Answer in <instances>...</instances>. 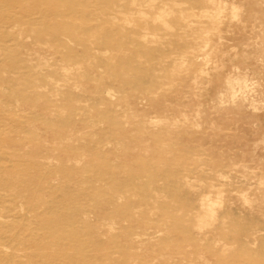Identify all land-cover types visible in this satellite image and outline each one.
I'll list each match as a JSON object with an SVG mask.
<instances>
[{"label": "rangeland", "instance_id": "obj_1", "mask_svg": "<svg viewBox=\"0 0 264 264\" xmlns=\"http://www.w3.org/2000/svg\"><path fill=\"white\" fill-rule=\"evenodd\" d=\"M101 1L103 0H51V2L48 0H0V14L7 17L5 21L0 18V139H3V137L4 139L12 138L18 142L11 148L1 144L0 156L3 163H8L7 160H10V156H18V158H26L30 161L27 152L32 151L31 146H28L31 139L37 138L40 141L44 139L47 141L46 146L52 140L51 132H48L52 130L45 129L46 123L43 121L42 116H36L32 121L28 120L24 106L16 99L17 96L13 95L14 93L12 94V90L18 89L23 84L16 69L18 57L25 60V62L34 61L36 63H43L45 59L49 62V65L44 66L43 69L50 74V78H47L50 82H57L59 86L65 85L71 89L75 87L77 90L86 91L90 87L86 70L84 68L79 69L78 64L76 65L77 68L74 69L73 65L63 63L62 56L66 55L63 48H56L58 51L52 58L46 53L52 32L66 30V27L71 26V28L74 27L81 33L83 28H87L84 30L85 34L92 32L91 34L100 35L99 38H104L107 35L112 38L125 37L123 41L116 42L112 52H107V55L110 53L109 55L113 56L111 63L115 66L119 63L120 56L133 51L138 44L140 38L137 35L128 37V34L134 27H138L139 16L136 14L131 15L128 23L121 21V14L119 13H116V16L110 19L111 23L94 19L91 12L93 8L103 5ZM167 1L170 0H154L153 12L161 4L170 5ZM174 1L179 3L178 8L180 11L177 15L185 19L187 28H191L186 31L179 30L181 34H179L181 37L179 42L187 43L181 52V54L187 56L186 61L178 63L172 61L175 58V53H171L173 50L169 47L167 40L174 37L169 33H165L168 27H165L162 22H157L158 31L157 29H155L156 31L150 29L147 37L151 39L155 36V40L148 44L165 50L162 60L165 62L164 65L167 64L164 70L171 71H169L171 77L162 80L160 87L162 89H158L157 92H165V94H173V96L179 95V98L165 100V107L162 106V109L156 110L155 108H158L156 107L157 103H152L148 99L136 98V95L131 93L136 82L133 79H127L131 82L129 83L131 87L116 92L113 101H110L114 105L116 104L115 108L119 111L118 113L108 114L105 110L101 111L103 109L101 103L83 102V104H88L89 107L79 116V120L88 121L90 116H99L103 117V121L99 127L89 126L83 127L78 132L74 131L75 134H78L74 140L77 139L80 143L85 144L87 142L92 143L100 140L103 135L113 132L116 135L117 132L123 129L127 130L130 127L131 134L135 136L132 141H137L136 143L131 141V143L136 144L134 146L137 150L139 149V154L145 160L146 169H143V181L148 184L150 179H154L157 184L156 187L159 188L153 194V198L176 207L175 210L168 213L169 215H176L178 218L184 215L183 208L175 205L177 204L175 196H177V191L181 187L189 188V191H191L192 185L201 186L204 189L201 191V198L210 202L209 207L212 210L210 214L214 217L217 216V220H211L209 223L200 226V228L191 227L194 228L193 230L197 229L199 231H208L211 228L209 238L207 240L197 239L198 243L196 244L200 245L199 247L190 243L175 246L167 245L166 241L164 243L157 241L153 245H147L140 250L143 256H140V258L142 257L140 260L136 259L138 264H149V261L152 262L150 264L155 262V264H158L166 256L169 257L168 260H172L174 263L180 260L179 264H184V261L187 262L188 260L189 262L194 258L196 260L198 253L201 252L203 256L214 259L215 255L207 252V245L218 248L221 243H224L223 240L228 242L227 246L233 248L232 252L227 253L225 256L227 261L235 259L239 262V260L254 259L255 264H262L256 259L264 258V198L262 197L264 196V0ZM83 3H86V5ZM148 4L151 3L148 2ZM74 5H76L77 12L68 11L67 15L60 16L62 12H66ZM152 16L153 13H150L148 18H152ZM169 16L168 23L170 24L172 21L171 16ZM120 25L124 27H120ZM153 31L159 32L158 34L163 36L159 37L160 35L157 34V37ZM151 33H154V36ZM70 34L73 36L72 33ZM166 35H169L170 38H167ZM161 43L166 44L163 46ZM191 46H194V48L191 49ZM198 46H201L202 49ZM72 52L75 54L71 56L76 60H81L82 56L85 55L83 52L73 49ZM193 56L195 58L190 61L188 57ZM136 57L139 61L143 60L140 55ZM101 64L102 67H99L98 70L99 74H108L111 67L109 69L104 63ZM58 66H60L59 69H57ZM77 69L79 71L76 72ZM132 71V68L125 71L127 73L125 76L130 75ZM246 75L248 77H246L247 81L245 80L246 86H243L244 89H239L238 78L243 79ZM123 79L126 80V78ZM228 79H233L231 84L237 94L236 100L232 99L229 92ZM173 85H176V87ZM40 88L42 89L41 92H49L43 86ZM121 97L125 98V102L119 99ZM37 103L40 105L39 102ZM127 107L130 109H127ZM138 114L143 117L146 123L145 126L129 125L128 121H131L132 117ZM158 119L164 121H160L159 124ZM30 123L34 126H29ZM140 138L149 139V143L152 142L151 144L159 139L156 146L162 148L163 151L151 154L149 147H147L149 143L141 142ZM101 141H103L102 146L98 148V151L89 152V149L87 150L86 159L99 153L110 162L113 171L118 172L125 168L138 171V159H130L127 163L125 161L122 163L123 159L119 157L120 153L116 149L123 148L127 150L126 146L132 148L130 144L119 139H106L104 136ZM24 144L27 145L23 146ZM184 146L188 147L189 156L180 160V162L172 158L176 154L175 150L182 151ZM43 148L45 147L40 145L35 149L40 153ZM146 148L147 152L144 150ZM114 149L116 150L112 152ZM49 152L53 153L54 156L56 155L53 150ZM165 159H169L168 163H164L165 167L156 165L157 162L165 161ZM39 161L44 165H51V167H57L58 164L54 158L39 159ZM67 166L78 172L72 177L74 180L78 178L80 181H84L82 184L73 181V189L81 188V185L91 184L90 181H87L90 178V170L87 165H73L71 163ZM180 167L193 170L195 168L198 173L194 174L191 171L187 173V169L183 168L182 171L186 175H182L181 170H179ZM23 169L24 166L21 171ZM218 170L223 172V176L211 179L219 180L216 187L220 191H216L207 182L210 179L209 177L213 176ZM117 176L119 175L110 177H114L116 181L120 178V176L119 178ZM167 177L172 178L168 184H166ZM52 179L51 177L50 180ZM106 179L108 180L109 177ZM95 182L96 185L100 186L99 182L101 180ZM248 184L253 185L249 188ZM166 187L174 188V191L167 190ZM233 187L236 192L230 190ZM246 188H249V190H246ZM141 194L145 195L146 192L141 189ZM244 199L248 202L244 203ZM76 200L77 202L69 204L70 208H74L76 205L85 206L88 218L95 220L96 215L89 208L94 202L93 199L78 197ZM199 200L197 203L201 202ZM119 201L122 202V198ZM194 202L196 203V201L187 199L186 205L189 206V203ZM230 208L241 212L246 216L245 218L254 219L246 231L241 228L238 222H228L229 217H232ZM68 209L67 205L65 210ZM199 210V214L194 211L193 215L189 213L185 215L188 216L186 217L188 220L191 218L189 223L203 218L202 216L208 212L207 208ZM155 212L157 211L154 210L153 213ZM153 213L150 216L153 218L151 222L154 223H150V228L154 229L160 226L165 227L166 230L167 222L165 223V220L157 215L158 212L155 215ZM209 216V213H207L206 217ZM154 217L161 219V221L157 219L161 223L158 221L155 223L156 219ZM221 219L225 221V226L220 221ZM78 222L80 221L77 220L65 229L74 231L82 224V221ZM216 226H219V230L212 232ZM235 227L241 232H246L244 235L250 237V239H247V243L239 244L236 240L230 239L231 230ZM251 229H253V232ZM18 252L22 255L25 250L21 248ZM185 253H189V255ZM158 254L161 257H158ZM114 256L118 257V254L114 253ZM154 256L157 257L154 258ZM146 258H149L147 259L149 261ZM183 258L186 260H183ZM16 260L21 263H29L24 258ZM186 262L185 264H189ZM191 264L212 263L198 259L197 262H191Z\"/></svg>", "mask_w": 264, "mask_h": 264}, {"label": "bare ground", "instance_id": "obj_2", "mask_svg": "<svg viewBox=\"0 0 264 264\" xmlns=\"http://www.w3.org/2000/svg\"><path fill=\"white\" fill-rule=\"evenodd\" d=\"M48 1L51 2V0ZM101 2H103V5L93 8L91 12L94 15V19L111 23L110 19L116 16V13H119L121 14V21L128 23L131 15L136 14L139 16L140 23L138 22V27H134L128 34V37H135L137 35L140 38L138 39V44L133 51L126 52L120 56L118 59L119 63L116 66L111 63L113 56H110V53L107 55V52H112L116 46V42L123 41L125 37L112 38L110 35H107L104 38H99L101 37L100 35L91 34L92 32L85 34L84 30L87 28H83L82 33L81 31L78 32L74 27L71 28V26L66 27V30L52 32L50 44L46 50L48 56L52 58L58 51L56 48H63L66 51V55L62 56L63 63L73 65L74 69L77 68L76 65L78 64L79 69L84 68L86 70L90 85L88 90L81 91L75 89V87L71 89L65 85L59 86L57 82H50L47 79L50 78V74L43 69L44 66L49 65V62L45 59L43 63H36L34 61L25 62V60L19 57L16 60L18 76L21 78V83L23 84L18 89L12 90V94L14 93L13 95L17 96L16 99L24 106L23 108L26 110V118L28 120L32 121L36 116H42L43 121L46 123L45 129L52 130L48 131L51 132L52 140L46 146L47 141L44 139L42 141L37 138L31 139L28 146H31L32 151L27 152L30 161L26 160V158L22 159L18 158V156H10V160H7L8 163L5 164L1 161L0 156V264H138L136 259L138 258L140 260L142 258L140 256H143L140 250L144 249L143 247L147 245H153L157 241H162L163 243L166 241L167 245L175 246L190 243L199 247L200 245L196 244L198 243L197 239L207 240L211 233V228L208 231H199L197 229L193 230L194 228L191 226L200 228V226L207 224V222L209 223L211 220H217V216L214 217L210 214L212 211L209 207L210 202L201 198V191L204 190L201 186L196 187L192 185L191 191H189V188L181 187L177 191V196H175L177 204L175 205L183 208L184 215L181 218L168 214L175 210L176 207H172L173 205H167L166 202H161V200L158 201L156 198H153V194L156 193L159 187H156L157 184L154 179H150L148 184H145L143 181V169H146L144 164L145 160L139 154V149L137 150L134 146L136 144H132L137 141H132V138L135 136L131 134L130 127L127 130L123 129L117 132L116 135L113 132L103 136L106 139H119L130 144L132 148L126 146L128 148L127 150L123 148L116 149L120 153L119 157L123 159L121 161L122 163L124 161L127 163L130 159H138V171L132 168H125L118 172L113 171L110 162L101 156V154L99 155V153L93 154L86 159L85 155L88 149L89 152H93V150L98 151V148L102 146L103 141L101 140L103 136L100 137L101 139L99 138L100 140L92 143L87 142L86 144L83 142L80 143L77 139L74 140L75 136L78 135L74 131L78 132L83 127L89 126L93 128L99 127L103 121V117L99 116H90L88 121H84L83 119L79 120V116L89 107L88 104H83V102L91 104L101 103L103 108L101 111L105 110L108 114L118 113L119 111L115 108L116 104L114 105L110 101L114 98L116 92L131 87L129 84L131 82L127 79H133L136 82L135 87H132L131 93L136 95V98L148 99L152 103H157L156 107L158 108H155L156 110L162 109V106L165 107V100L179 98V95L173 96V94L169 95L165 94V92H157L158 89H162L160 88L162 80L166 79V77H171V74H169L170 70H164L167 64L164 65L165 62L162 60L165 50L154 45H149V42L155 40L154 33L156 36L159 33L153 31L154 33L151 34L154 37L151 39L147 37L150 29H157L158 31L159 27L156 25L157 22H162L165 27L167 26L168 28H165V33H169L174 37L170 38L168 37L169 35H166L167 38H170L168 40L163 37L170 45L167 46L172 48L173 51L171 53H175V58L172 61L178 63L184 62L187 59L186 55L181 54L182 49L187 43L183 44L179 42L181 40L179 34L181 30L186 31L191 28H187L185 19L177 15L180 11L177 1H167L170 5L161 4L155 12H153L154 0H103ZM148 2L151 4H148ZM53 9L55 10V8ZM68 11L77 12L76 5L59 15L63 17L68 14ZM150 13H153L152 18H148ZM169 15L172 21L170 24L168 23L170 19L168 18ZM0 18L4 21L7 20L5 15L0 14ZM120 27L124 26L120 25ZM161 36L163 35L159 37ZM192 48L194 46H191ZM72 49L83 52L85 55L82 54L81 60L73 59L71 55L75 53L72 52ZM194 50L196 51V49ZM138 55L142 56L143 60L139 61L136 57ZM192 58L195 57H188L190 61ZM101 63H104L109 69L111 67L108 74H99L98 70L99 67H102ZM131 68L134 72L132 71L130 75L125 76L127 74L125 71ZM77 71L79 70L77 69ZM246 77L247 75L244 77L245 79L238 78L239 89L245 88L243 86L246 84ZM123 78H126V80ZM232 80L228 79L229 92L231 93L232 99L236 100L237 94L231 84ZM42 86L47 88L49 92H41L42 89L40 87ZM173 86L176 87V85ZM119 99L125 102V98L121 97ZM127 109L130 108L127 107ZM131 117L129 118L131 119ZM160 121L163 122L164 120L158 119L159 124L161 123ZM128 123L131 126L135 124L145 126L146 124L143 117L139 116V114L133 116L132 120L128 121ZM30 124L29 126H34L32 123ZM140 141L150 142L149 139L145 140L143 138H140ZM158 141L159 139L153 141L155 142L154 144H151V142L147 145L151 154L163 151L162 148L156 146ZM17 143V140L12 138L4 139L3 137V139H0V147L1 144H4L11 148ZM25 145L27 144L23 146ZM40 145H43L45 148L39 153L35 148ZM140 145L142 144L140 143ZM116 149L112 150V152ZM50 150L55 151L56 155L54 156L53 153L49 152ZM144 150L147 152V148ZM188 150L187 146H184L182 151L176 149V154L172 158L180 162V160L189 156ZM49 158H54L57 161V167H51V165L48 166L47 164L44 165L39 161V159L45 160ZM168 160L165 159V161L157 162L156 165L165 167L164 163H168ZM71 163L73 165L84 164L89 167L90 178L87 181H90L91 184L81 185V188L77 187V189H73V181L77 184H82L84 181H80L78 178L75 180L72 178L78 172L73 171L71 167L67 166L71 165ZM23 166L24 169L21 171ZM183 168L187 169V167ZM183 168L180 167L179 170H181L182 175H186L182 171ZM189 171L194 174L198 173V170L195 168L194 170L189 168L186 172L188 173ZM222 174L223 172L218 170L207 180L208 185L214 187L216 191H220L216 187L219 180L215 181L211 178L217 179L223 176ZM112 175H119L120 178L117 176L119 179L115 181L114 177L116 176L110 177ZM51 177L53 178L52 180H50ZM107 177H109L108 180L106 179ZM167 179L166 184L172 178L167 177ZM96 180H101L99 182L100 186L95 184ZM248 186L249 188L251 187L250 184ZM166 188L167 190L174 191V188ZM249 188H246V190H249ZM141 189L146 192L145 195L141 194ZM233 189L234 187L230 190ZM78 197L93 199L94 202L89 208L95 213V220L88 218L89 216L84 208L85 206L76 205L74 208H70L69 204L77 202L76 198ZM262 197L264 198V196ZM120 198H122V202L119 201ZM187 199L196 201V203H189V206H187ZM198 200L201 202L197 203ZM245 202L248 201L244 199ZM67 205L69 209L65 210ZM206 208L207 213L210 215L209 217H206V213L202 216L203 218L194 219L196 220L195 222L192 221V223H189L191 218L188 220L186 218L188 216L185 215L188 213L193 215L194 211L199 214V209L204 210ZM177 209L179 208L177 207ZM230 209L232 210V217H229L228 222H238L241 228L246 231L254 219L250 217V219L248 217L245 218L246 216L241 214V212L233 208ZM154 210L158 212V214L155 212L157 215H160L165 220V223L167 222L166 230L165 227L163 228L159 225V227L157 226L158 228H150L151 220L153 221L150 215H152L151 213ZM155 219L156 223L159 218L157 217ZM222 219L220 221L225 226V221ZM77 220L82 221V224L74 231L65 229ZM159 220L161 221V219ZM165 223L164 225H166ZM218 230L219 226H216L212 232ZM231 231L230 239L236 240L239 244H245L248 242L247 239H250V237L244 235L246 232H241L237 227L232 228ZM223 241L224 243H221L218 248L207 245V252L215 255L214 259L203 256L201 252L198 253L196 260L194 258L189 260V262L187 260V262L191 264V262H197L199 259L204 262L209 261L212 264H255L254 259L239 260V262L238 260L235 261V259L227 261L225 256L227 253L232 252L233 248L232 246H227L228 242ZM21 248L25 250L22 255L18 252ZM114 253H117L118 257H115ZM160 254L157 256L161 257L162 254L159 256ZM175 254L177 253L175 252ZM186 255H189V253ZM157 256H154V258ZM166 257L164 259L162 258L163 260L158 264H179L181 262L179 260V262L174 263L172 260H168L169 257ZM19 258H24L29 263H21L16 260ZM183 260L186 259L183 258ZM256 260L264 264V258H257ZM78 261L79 263H77ZM150 263L152 262L149 261Z\"/></svg>", "mask_w": 264, "mask_h": 264}]
</instances>
